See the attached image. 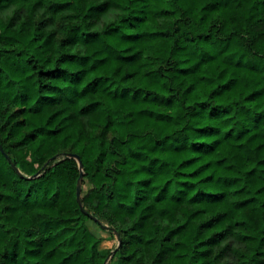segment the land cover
<instances>
[{
  "label": "trees",
  "instance_id": "16d2710c",
  "mask_svg": "<svg viewBox=\"0 0 264 264\" xmlns=\"http://www.w3.org/2000/svg\"><path fill=\"white\" fill-rule=\"evenodd\" d=\"M93 222L264 264V0H0V264H103Z\"/></svg>",
  "mask_w": 264,
  "mask_h": 264
},
{
  "label": "rangeland",
  "instance_id": "374dc122",
  "mask_svg": "<svg viewBox=\"0 0 264 264\" xmlns=\"http://www.w3.org/2000/svg\"><path fill=\"white\" fill-rule=\"evenodd\" d=\"M94 223V222H93ZM95 224V223H94ZM95 228H99L100 230H98V232L100 233V235H102L104 237V239L102 240L101 243V248L108 252L107 255V264H116V260H112L113 258V251H112V247L115 244V242L117 241L116 238L114 237V239L108 237V233L106 231H103L97 224H95Z\"/></svg>",
  "mask_w": 264,
  "mask_h": 264
},
{
  "label": "water",
  "instance_id": "95a60500",
  "mask_svg": "<svg viewBox=\"0 0 264 264\" xmlns=\"http://www.w3.org/2000/svg\"><path fill=\"white\" fill-rule=\"evenodd\" d=\"M68 157H72L77 161L78 167H79V177L77 180V184H76V200L79 204L80 207H82V202H81V179H82V173H83V164L81 159L76 155V154H68ZM97 222H100L98 219H96L95 217H93ZM115 238L117 240V242H119V234L116 232L115 233ZM103 264H107V259L104 261Z\"/></svg>",
  "mask_w": 264,
  "mask_h": 264
}]
</instances>
